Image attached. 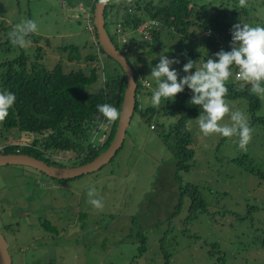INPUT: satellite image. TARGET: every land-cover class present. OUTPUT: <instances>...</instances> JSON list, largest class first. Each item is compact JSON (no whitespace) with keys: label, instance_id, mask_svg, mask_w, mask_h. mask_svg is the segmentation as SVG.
<instances>
[{"label":"rangeland","instance_id":"1","mask_svg":"<svg viewBox=\"0 0 264 264\" xmlns=\"http://www.w3.org/2000/svg\"><path fill=\"white\" fill-rule=\"evenodd\" d=\"M89 1L78 0V5L70 6V0H0V24L13 28L22 19L35 20L38 31L34 35L43 46L46 67L61 62L65 72L81 68L86 73L96 67L103 77L115 63L99 53L94 43ZM212 1L218 0H211L208 10ZM233 1L228 0V9ZM245 9L248 16H237L233 24L261 26L257 21L264 20L263 5L246 0ZM109 18V33L117 44L115 21ZM192 29L196 34L190 37V49L195 57H171L169 47L180 44L182 38L177 34H166L164 43L152 52L130 48L127 57L151 83V89L156 88L155 79L150 77L151 67L159 63L160 55L186 62L193 59L197 68L209 58L205 36L208 30L191 27L189 32ZM129 36L141 39L138 33L129 32ZM26 40L30 43L25 48L33 57L34 44L28 37ZM69 44L78 46L79 61L69 62L67 51L59 52L58 47ZM217 44L219 51L231 47V41L226 39ZM2 52L0 61L17 53ZM90 54L94 56L87 59ZM183 65H172L178 78L187 75L179 73ZM234 69L230 68L232 75L227 83L237 82ZM99 84L100 78L94 90ZM151 89L144 88L136 94L142 106L151 103ZM225 101L230 111L219 123L231 126V113L239 110L253 129L246 150L239 148L238 134H203L196 121L203 112L199 108L197 116L189 120L194 153L187 169L179 166L177 156L159 136L175 117L166 118L156 112L148 122L137 111L122 146L94 172L56 179L29 166H0V231L13 264H212L219 257L221 264H264V100L258 97L259 106L252 113L240 96ZM156 122L164 127L156 125L151 129ZM104 131L108 132V128L88 133L83 143L98 145ZM33 136L1 128L0 124L1 147ZM64 155L55 154L66 159L71 154ZM89 186H95L102 209L88 203ZM45 218L56 231L42 226Z\"/></svg>","mask_w":264,"mask_h":264},{"label":"trees","instance_id":"2","mask_svg":"<svg viewBox=\"0 0 264 264\" xmlns=\"http://www.w3.org/2000/svg\"><path fill=\"white\" fill-rule=\"evenodd\" d=\"M96 1H89L88 5L92 13ZM205 1L160 0L158 3L152 1L143 3L141 0H128V4L123 5L125 0L121 3L110 0L104 12L105 26L109 33V17L112 18V22L115 21V26L117 22L121 24V32L126 36L125 42H118V45L114 40L115 37H112L110 33L109 35L126 57L133 46L141 50L147 49L148 52L159 49L165 41L164 36L166 38V34H170L172 37L176 34L182 35L180 44H173L169 47L171 57L178 58L185 55L189 58L195 57L196 54L192 53L190 49V37L195 35L196 31L192 29L189 32V29L191 27L211 29L213 35L207 37L206 48L209 58L216 59L215 54L219 52V49L216 48L219 38L214 33H219L220 36L222 35L221 37L224 36V39L232 42L234 19L241 14L243 17H247L248 13L245 7L238 5L237 0L233 1L230 9H228L230 7L227 4L229 3L228 0L212 1L214 4L209 10L206 6L211 0ZM257 1L264 7V0ZM77 3L78 0H70L69 5L75 6L78 5ZM211 9L213 13L210 12ZM92 19L93 16L91 18L92 33L99 53H103L106 59L115 63V65L110 64L112 71L108 74L104 72L103 77L100 76L99 69L96 67H93L88 73L81 68L65 72L61 62L55 63L52 68L46 67L43 61V46L39 45V37L35 36L34 33L28 36L32 41L31 43L34 44V53L31 57L28 53L29 49L21 48L18 45L14 46L11 43L8 33L12 31V26L7 23L0 24V51H3L2 53L17 51L15 55L0 61V92L10 91L16 96V101L9 109L8 116L0 121L1 128L14 129L29 137L34 135L31 140L22 141L20 137V143H7L3 145L0 152L24 153L44 160L48 164L70 167L93 160L109 146L114 137L118 119L111 122L107 127V138L99 145H94L89 141L84 144L83 140L88 133H96L102 129L98 126V121L103 123L107 121L98 112V104L107 103L120 111L126 77L122 67L106 55L98 45ZM146 19H154L157 22V25L152 29V39L148 41L139 35L141 39L138 40L134 36H129V32L136 33L137 26ZM257 22L264 26V20ZM58 50L61 53L67 51L69 62L81 59L79 48L76 45H63L58 47ZM225 51H231V47ZM92 56L94 55L90 54L86 58L90 59ZM96 56L98 58V55ZM127 60L134 70V79L137 83L136 94L142 93L144 88L150 90L151 87L143 84V81L146 80L144 74L141 75L139 69H134L128 57ZM191 60L193 61V59ZM184 62L186 61H180V64H185ZM101 63L103 64V62ZM183 72L182 70L179 73ZM99 78V87L94 90L93 85ZM241 83V81L225 82L228 88L225 98L239 96L244 98L248 102V112L252 113L259 106L258 97L250 93V85L248 84H245L244 88L241 89ZM152 93V91L148 93L150 100ZM192 95V90L185 86L184 90L178 93L174 99L162 98L158 107H153L150 102L142 106L136 100L134 109L148 122L152 121L156 112H160L166 118L175 117V121L168 124L167 130L161 128L159 136L177 156L179 166L183 169L188 168V161L194 153L190 146L191 133L185 130V124L197 116L200 108L190 104ZM156 125L164 127L162 123L156 122L154 129H156ZM56 153L59 156L60 153L66 154L64 156L69 153L73 155L66 159L55 156ZM41 224L51 232L56 231L46 218L41 221ZM6 228L9 230V226ZM221 260L219 257L218 261L212 264H221Z\"/></svg>","mask_w":264,"mask_h":264},{"label":"clouds","instance_id":"3","mask_svg":"<svg viewBox=\"0 0 264 264\" xmlns=\"http://www.w3.org/2000/svg\"><path fill=\"white\" fill-rule=\"evenodd\" d=\"M98 3L103 6L108 3V0H98ZM239 5L245 7L246 0H239ZM37 31L38 25L35 20L22 19L20 23L13 26L8 35L14 46L18 45L23 48L30 43L26 38ZM215 56L216 59H206L199 68L195 66L196 62L188 59L183 65V71L187 75L178 78V72L172 68V65L180 61L170 59L167 55H160L159 63L151 67L150 77L154 78L156 82V88L151 96V104L153 107H158L162 98L174 99L187 86L193 92L190 104L203 109L201 115L196 119L200 131L205 135L219 133L224 137L238 134V146L240 149L246 150V146L252 139L253 129L249 126L245 115L239 110L232 112L233 124L231 126L221 125L219 122L230 111L229 105L225 101V96L228 93L225 82L232 75L230 68L233 65L238 68L235 79L242 82L240 88L243 89L244 85L248 84L250 93L264 100V86H262L264 84V26H251L242 22L235 24L232 29L231 51L221 50ZM193 68L196 69L194 73H192ZM145 84L151 87L148 80H145ZM15 101L14 93L0 92V121L8 116L9 109ZM97 109L109 123L120 117L117 108L110 104H98ZM190 123L191 121L186 122L185 130H190ZM98 126L103 128L104 123L98 121ZM1 148L3 147L0 146ZM72 155H69L68 158ZM97 196L95 186H89L88 203L96 209H102V199Z\"/></svg>","mask_w":264,"mask_h":264},{"label":"water","instance_id":"4","mask_svg":"<svg viewBox=\"0 0 264 264\" xmlns=\"http://www.w3.org/2000/svg\"><path fill=\"white\" fill-rule=\"evenodd\" d=\"M110 0H108L109 2ZM108 4V3H107ZM106 4V5H107ZM106 5L100 6L98 0L93 9V25L96 30V40L103 52L115 60L123 69L126 77V85L123 100L120 108V117L117 121L114 137L109 146L96 156L93 160L76 166H55L48 164L44 160L24 153H3L0 152V166L23 165L34 168L44 174L56 179H70L82 174L94 172L102 165L109 162L122 146L125 139L126 130L129 127L131 117L136 104L137 83L134 79V70L129 64L126 55L112 41L106 26L104 12ZM0 264H13L12 257L8 250L7 241L0 231Z\"/></svg>","mask_w":264,"mask_h":264},{"label":"built area","instance_id":"5","mask_svg":"<svg viewBox=\"0 0 264 264\" xmlns=\"http://www.w3.org/2000/svg\"><path fill=\"white\" fill-rule=\"evenodd\" d=\"M153 21H155V23H153ZM156 25H157V22H156V20H154V19H146V20H143V21L137 26V28H136V32L139 33V35H141L143 39L150 41V40L152 39V29H153V27L156 26ZM121 31H122V26H121L120 23H117V24H116V30H115V33H116V34H119V36H118V42H119V43H120V42H121V43H122V42H125V40H126L124 33L121 32ZM212 33H213V31H212L211 29H209V30L206 32L205 35H206V36H210ZM215 34H216V36L219 38V41H221V40H222L221 36H220L218 33H215ZM146 36H147V38H146ZM220 47H221V46H220ZM234 68H235V69H234V73H235V76H236V74H237V72H238V68H236L235 65H234ZM143 84L146 85V84H145V80L143 81ZM109 125H110V123H109L108 121H106V122L104 123V127H105V128H107ZM150 128H151V129H154V125L151 124V125H150ZM106 138H107V133L104 131V132L101 134V137H100L99 140H98L99 144L102 143ZM99 144H98V145H99Z\"/></svg>","mask_w":264,"mask_h":264}]
</instances>
